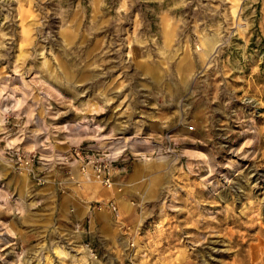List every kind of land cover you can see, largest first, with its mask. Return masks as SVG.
Here are the masks:
<instances>
[{
	"label": "rangeland",
	"instance_id": "rangeland-1",
	"mask_svg": "<svg viewBox=\"0 0 264 264\" xmlns=\"http://www.w3.org/2000/svg\"><path fill=\"white\" fill-rule=\"evenodd\" d=\"M0 264H264V0H0Z\"/></svg>",
	"mask_w": 264,
	"mask_h": 264
},
{
	"label": "built area",
	"instance_id": "built-area-1",
	"mask_svg": "<svg viewBox=\"0 0 264 264\" xmlns=\"http://www.w3.org/2000/svg\"><path fill=\"white\" fill-rule=\"evenodd\" d=\"M191 127H189L190 129ZM75 154L77 156L81 155L80 151H75ZM87 158V156H85ZM81 158V157H80ZM89 164H91L92 167V172L94 175V178L101 183L103 186L105 187H111V179H110V172H109V168H107V165L105 163H103L101 161V159H88ZM107 207L111 210V211H115L116 207L114 204L112 203H108Z\"/></svg>",
	"mask_w": 264,
	"mask_h": 264
},
{
	"label": "crops",
	"instance_id": "crops-1",
	"mask_svg": "<svg viewBox=\"0 0 264 264\" xmlns=\"http://www.w3.org/2000/svg\"><path fill=\"white\" fill-rule=\"evenodd\" d=\"M112 189V188H111ZM112 194L115 196L116 194H115V192H112Z\"/></svg>",
	"mask_w": 264,
	"mask_h": 264
},
{
	"label": "bare ground",
	"instance_id": "bare-ground-1",
	"mask_svg": "<svg viewBox=\"0 0 264 264\" xmlns=\"http://www.w3.org/2000/svg\"><path fill=\"white\" fill-rule=\"evenodd\" d=\"M57 249V248H56ZM58 252H60V251H58Z\"/></svg>",
	"mask_w": 264,
	"mask_h": 264
}]
</instances>
